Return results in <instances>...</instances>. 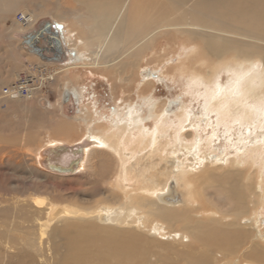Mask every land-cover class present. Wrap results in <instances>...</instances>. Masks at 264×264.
<instances>
[{
    "label": "bare ground",
    "instance_id": "obj_1",
    "mask_svg": "<svg viewBox=\"0 0 264 264\" xmlns=\"http://www.w3.org/2000/svg\"><path fill=\"white\" fill-rule=\"evenodd\" d=\"M67 1L77 8L63 10L62 0H0L1 19L24 10L20 13L23 22L11 20L12 28L23 34L33 30L42 15L70 19L86 34L84 41L65 37L54 19L48 21L58 26L54 31L38 25L35 30H43L45 37L56 32L58 37L48 42L65 55L62 64L41 60L29 69L43 87L74 69L79 59L85 61L83 67L95 70L116 68L120 81H127L122 76L128 68H135L138 85L153 86L160 71H142L139 64L156 39L173 30L197 42H178L173 51L163 48L162 56L154 53L151 58L161 62L169 56L164 51L179 54L181 49L182 55L170 69L186 78V92L195 100L200 98L206 114L216 116V127L202 141L198 128L190 122L192 111L182 101L161 103L146 96L141 97L149 104L146 117L142 115L143 103L129 102L123 103L124 110H112L111 119L100 118L97 102L87 100L81 108L83 95L66 90L63 99L76 108L67 118L78 114V118H69L76 122H55L31 158L14 151V156L6 159L29 162V169L45 176L79 179L85 189L76 194L78 204L74 206L35 192L24 195L5 185L9 188L0 190V264H264V234L260 233L264 219L253 210L247 213L245 206L251 193L259 197L260 187L242 179L243 172L257 164L264 167V148L255 144L243 149L226 169L209 150L220 125L229 136L227 141L235 136L233 131L239 138L241 127L248 130L264 125V0H197L186 10L182 24L178 23L183 18L179 11L186 0H162L163 6H152L144 15L139 9L141 0ZM177 8L179 18L171 20L169 9ZM71 45L83 51L76 53ZM141 72L148 75L143 77ZM219 72L229 74L225 83L219 81ZM16 73L12 70L9 75ZM20 76L18 73L16 78ZM3 82L0 79V85ZM9 86L6 83L4 87ZM4 87L0 97L6 100L1 93ZM41 90L38 87L30 98L9 102L29 111ZM81 115L86 134L76 141L65 139ZM148 120L153 121L152 129L145 127ZM193 133L198 137L187 141ZM65 145L79 148V160L69 166L70 172L59 173L48 164L47 153L54 150L58 155ZM69 159L67 155L63 162ZM254 172L252 182L256 181ZM171 181L180 196L176 204L160 200L167 195ZM100 198L111 200V204L101 206ZM204 201L211 209H203ZM251 203L255 209L260 204L253 198ZM242 214H247L246 218Z\"/></svg>",
    "mask_w": 264,
    "mask_h": 264
},
{
    "label": "rangeland",
    "instance_id": "obj_2",
    "mask_svg": "<svg viewBox=\"0 0 264 264\" xmlns=\"http://www.w3.org/2000/svg\"><path fill=\"white\" fill-rule=\"evenodd\" d=\"M161 1L162 0H141L139 2L140 12H142V15H144V13H146L148 9L151 8L152 6H154L153 7L154 9L155 6L157 7L163 6L160 5L159 3ZM188 1H189L188 5H185L187 4ZM196 1L197 0H186L182 4V6L184 5L183 10L180 11L178 8L176 10L174 9L173 12L169 9L170 11L169 14H172L170 17L171 20L176 19L179 13L183 12L182 15L183 18H181L178 22L179 24H182V21L184 20L186 14L185 13L186 10L188 12V9H190V7ZM62 2L63 5L61 6L63 10L64 9L71 10L77 8V5H74L73 3H68L69 1L65 3L64 0H62ZM23 12L24 10L22 9L18 10L17 12L12 14L11 16L12 19L10 17L7 19L0 18V79L5 80V83L3 82L0 85V89L6 86V83L12 84V82L17 80L18 78H16V75L18 73L22 75H31L29 73V69L32 68L34 64L40 63L39 61H41L37 56L25 52L20 47V43L17 36L23 33L16 30L17 28H12L11 20H13L14 18L17 19V16ZM53 19L50 16L42 15L38 19V23L33 28V30H35L38 27V25H41L42 29H44L45 25L41 23L43 21L53 20L62 26L63 35L65 37L69 35V38L71 39L75 37L76 40L77 38H80L84 41V37L86 35L85 32L83 31V29L75 25V23H73L70 19L67 20H59V19L57 20L56 18ZM185 21H186V17H185ZM52 31H54V29ZM68 32L71 33L68 34ZM168 33L165 35L162 34L160 37L156 39V42L154 43V47L151 48L152 51L151 50L145 51L142 56L143 61L140 62L139 64L140 67L139 70L143 71L146 69H151V70L158 69L160 71V73L159 72L156 73L158 79L156 78L153 80L154 82L153 86L151 85V86L140 87V85H138V79H139L137 76L138 70L135 68L133 69L128 68L126 71L127 74L122 76V79H125V77H127V81L125 80L120 81L118 80L119 77L114 72L116 68L114 69L109 68L106 70H101V69L95 70L90 67H83L82 65L83 63H85V61L79 59V62L78 64L75 65L74 69L68 70L69 72L67 74L66 73L59 74L56 77V80H54V83L52 84H50L51 82L47 83L48 87L46 85L44 89H42L43 92L41 95L38 96L37 101H35L34 103L31 102L32 109L29 111L22 110V106H17L16 108V105L14 104L18 105L19 103L13 101L9 102V99L11 101V100H16L18 98H14V99L7 98L5 100L0 97V158H2L0 159L1 160L0 190L8 189L9 187H6L5 185L10 184L13 187L17 188L16 192H20V193L22 192L24 195L30 192H35V194L42 197H44L45 195L47 200L50 199V201L57 202L60 204L65 203V204H72L74 206L78 204V201L75 202L76 201L75 196L76 194H80L85 189L84 185L80 182L79 179H75L73 177H67V176L61 178L52 177L50 175L45 176V174H39L38 172L29 169L27 166L28 164L30 165L29 162L27 164H25L24 162L16 163L15 161L16 159H11V161L7 162L6 159L14 156V153L16 151L17 152L23 151L22 152L23 154H26L28 157L31 158V156H34L35 150L39 146H41L43 141H45L48 138L49 133H51V128L55 122L56 123L61 121L69 122L70 120L72 122H76L73 121L72 119H69L72 118L73 116L67 118L70 115H67L65 113L64 108L61 110L60 104H65L66 102V99H63V93L66 90L69 92L75 91L78 95L79 94L83 95L81 96V103H80L81 108L83 105L86 104V102H88L87 100H92V102L94 100V102H97L96 110L98 111V115L100 118H105V119L106 118L111 119V112L114 109L124 110L123 109L124 104L125 103L128 104L129 102L135 104L137 103L136 105L138 106H141L143 103V105L141 106L142 115L143 116L145 115L144 117H146L148 115L149 104L147 102L142 101L141 97L144 96L148 97V99L152 101L155 102L159 101L161 103H163L166 100H170V101L180 100L184 105H186L189 109H191L193 118L191 117L190 122L191 124H193L195 127L198 128L196 130L197 131L196 133H198L200 139L202 141L208 139L212 134V128L216 127V122H215L216 116L214 114L211 115V113H207V114L205 113V111L202 109V101L199 100L200 98H197V100H195L193 96L189 95L186 92V89L184 87L186 78L184 77L181 78V74L174 73L170 69V66H173L178 61V56L182 55L181 49L179 50L180 52L178 51L179 54H175L173 52L170 53L169 50L167 52L164 51V54L168 53L169 56L163 58L164 60H161V62H157V58H151L154 53L156 54L155 56L160 54L162 56L163 48L167 50L168 47H171L173 51V49L176 48L178 42L183 41L186 42L187 44L188 43L193 44L197 42V41L195 42V40H193L191 37H188V35L186 34H175L173 30L169 31ZM70 49H73L76 53L83 51L82 47L78 48L72 45ZM84 52L86 54L85 50ZM123 61L126 60L123 59ZM41 62L46 63L45 61H41ZM156 62L159 64H156ZM56 63L62 64L61 62H56ZM258 63L259 62H257V64ZM12 70H17L15 76L14 75L11 76V74L9 75V73ZM32 70L33 72L36 71V69H32ZM219 73H220L219 81H221V83H225L228 78L227 76H229V74L226 72H219ZM74 108L75 107H73V113L76 110V108L75 109ZM204 114H206L207 116L204 117ZM81 118L82 115L80 116V120L78 119L77 123L75 124V127L72 128V133L69 134L70 137L65 139H68L70 141L73 140L76 141L84 134H86L85 133L86 128ZM220 126L217 128V132L219 134H217L216 132V136L212 138V143H211L212 147H210L209 150L214 159L218 160L219 163L225 165V169L229 167V164L233 159H235V157L238 158L244 150L247 151L251 149L253 145L255 144L257 146L262 145L264 148V125L263 126L260 125L261 127L255 126V128L253 126L248 130L246 127L245 128L241 127L239 128L241 133L239 138H241V140L236 136L237 131L235 132L233 131L232 133H235V136L232 137L230 136L231 141H227L229 136L225 132L224 126L223 125ZM145 127L152 129L153 121L152 120L146 121ZM191 130L194 131V127H191ZM196 133H193L187 139V141H192L194 138L198 137ZM58 140L62 141V139H57V141ZM7 142H9L10 144H8ZM65 146L70 148L73 147L75 148V146H68V145ZM6 148H9L10 150ZM257 165L255 166L256 169L253 168L249 172H243L242 179H245L246 181L248 179V183H250L252 186L255 187L257 185L256 186L257 188L260 187V190H257L260 191L259 197H255L251 193L249 198L246 199L245 201L246 202L245 206L247 208L246 209L247 213L253 210L255 211L254 213H256V215L257 214L261 215V217H263L264 219V208H263L264 167H259ZM254 170L257 171L255 176L256 181H258L257 183L256 181L253 182L251 181L253 174L255 173ZM251 196L253 199H258V201L260 202V204L257 206L256 209L254 208V205H252L251 203L252 200ZM98 200H99L98 202L104 203V204L99 203L101 206L111 204V200H104L102 198ZM206 206H207L206 202L205 201L202 202L203 209L205 210L211 209L209 205L208 207ZM221 206L222 205H219V207ZM246 215L247 214H242V217L246 218L245 217ZM261 226L262 227L260 233L264 234V220L261 221ZM247 246H250L249 243H247ZM95 248L96 251L100 249L98 246ZM149 250L153 252L155 249L151 248Z\"/></svg>",
    "mask_w": 264,
    "mask_h": 264
},
{
    "label": "water",
    "instance_id": "obj_3",
    "mask_svg": "<svg viewBox=\"0 0 264 264\" xmlns=\"http://www.w3.org/2000/svg\"><path fill=\"white\" fill-rule=\"evenodd\" d=\"M41 24L47 25V27L58 28V26H53L48 21H43ZM40 26V25H39ZM42 28V27H41ZM18 37L20 47L27 53H31L37 56L42 61H52V62H62L64 60V54L58 46L49 44L50 38L56 39L58 35L56 32L50 33L49 37L43 36V30L29 31L28 33L20 34ZM48 38V39H47ZM148 73L141 72V76H146ZM79 148H70V147H60L58 155L55 154L54 150H50L47 153L48 164L54 167V171L59 173H65L71 171L69 166L74 163V161L79 160ZM70 155V159L67 163H64L65 156ZM52 163V164H51ZM71 167V166H70ZM174 182L171 181L168 185V193L160 198L163 202L178 203L180 202V196L175 192Z\"/></svg>",
    "mask_w": 264,
    "mask_h": 264
},
{
    "label": "built area",
    "instance_id": "obj_4",
    "mask_svg": "<svg viewBox=\"0 0 264 264\" xmlns=\"http://www.w3.org/2000/svg\"><path fill=\"white\" fill-rule=\"evenodd\" d=\"M16 21L17 23L23 22L22 16L18 15ZM38 87L44 89L39 79L34 78L32 75H23L12 82L9 88L4 87L1 93L5 98H30Z\"/></svg>",
    "mask_w": 264,
    "mask_h": 264
},
{
    "label": "flooded vegetation",
    "instance_id": "obj_5",
    "mask_svg": "<svg viewBox=\"0 0 264 264\" xmlns=\"http://www.w3.org/2000/svg\"><path fill=\"white\" fill-rule=\"evenodd\" d=\"M71 107H72L71 102L66 99V102L63 105V108H64V111L66 112L67 115H70L71 111L73 110ZM77 110H78V108H77ZM73 117H78V114H74Z\"/></svg>",
    "mask_w": 264,
    "mask_h": 264
},
{
    "label": "snow or ice",
    "instance_id": "obj_6",
    "mask_svg": "<svg viewBox=\"0 0 264 264\" xmlns=\"http://www.w3.org/2000/svg\"><path fill=\"white\" fill-rule=\"evenodd\" d=\"M217 87H219V84H217Z\"/></svg>",
    "mask_w": 264,
    "mask_h": 264
}]
</instances>
